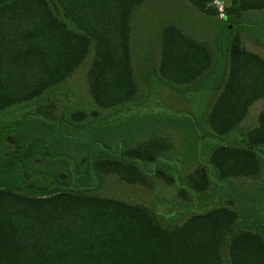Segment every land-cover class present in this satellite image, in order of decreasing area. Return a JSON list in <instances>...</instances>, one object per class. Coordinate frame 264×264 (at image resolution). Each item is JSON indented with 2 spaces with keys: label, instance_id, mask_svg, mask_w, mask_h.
I'll return each mask as SVG.
<instances>
[{
  "label": "trees",
  "instance_id": "1",
  "mask_svg": "<svg viewBox=\"0 0 264 264\" xmlns=\"http://www.w3.org/2000/svg\"><path fill=\"white\" fill-rule=\"evenodd\" d=\"M142 1L0 0V111L25 103L31 106L27 115L33 114L30 120L0 119V140L10 139L13 127L51 125L46 138H26L0 158V264H221L223 248L229 264H264V213L250 214V225L242 226L233 209L199 201L181 223L166 227L143 205L86 193L98 186L100 172H114L128 183L154 172L175 182L181 196H198L211 182L228 177L258 175L264 163V111L248 132L238 124L249 105L264 97V58L243 47L240 32L264 44V19L239 21L231 15L262 11L264 0H231L214 49L176 24L160 29L158 63L147 85L170 93L156 113L171 118L168 124L188 121L194 129L197 166L186 177L184 153L166 155L170 145L161 139L126 146V135L94 138L85 142L86 160L78 161L49 150L59 138L81 141L82 131L117 116L132 117L147 106L130 103L138 88L129 21ZM188 1L215 14L211 0ZM90 48L88 92L98 108L113 109L107 116H97V110L89 118L80 110L68 113L72 92L53 89ZM38 156L64 164L69 177L30 169L28 163Z\"/></svg>",
  "mask_w": 264,
  "mask_h": 264
},
{
  "label": "rangeland",
  "instance_id": "2",
  "mask_svg": "<svg viewBox=\"0 0 264 264\" xmlns=\"http://www.w3.org/2000/svg\"><path fill=\"white\" fill-rule=\"evenodd\" d=\"M230 1L224 0V4H226L224 12ZM231 17L239 21L264 19V10L250 11L245 14L243 12H235ZM221 18L216 10L215 14L202 12L188 0H143L133 10L129 21L130 63L138 88L136 96L130 103L133 104V108L134 104L140 102H145L147 106L141 107V111L135 113L132 117L117 116L116 120L110 124L89 128L77 134L80 140L84 142L75 141L71 138L70 140L59 138L52 143L53 146H50L49 150L69 154L78 161L81 158L86 160L89 148L86 147L87 143L85 142L94 138L109 140L113 135H126L129 137L132 134L130 138L124 137L126 146H134L152 139H161L170 145L165 152L166 155H171L175 150L178 153H184L183 160L185 159V164L183 170L186 177L197 166L195 154L197 151L194 150V140L192 139L195 133L194 129L188 121L183 124V121L178 120L175 123L176 126L168 124L173 123L171 118L156 113V108L160 107L159 103L165 105L170 93L164 89L160 90V87L153 89L156 86L149 89L147 80L150 72L156 70L159 32L165 24L173 23L178 25L186 34L205 42L214 49L217 33L223 25ZM240 39L245 49L264 58L263 43L254 41L246 32H240ZM92 54V48H90L86 57L65 78L62 84L53 87L54 90L68 88L72 92V97L68 102V107H66L68 113L80 110L85 112L88 118L91 116V110H97V116H107L108 113L110 115L113 111V109L98 108L89 95L87 69L91 63ZM196 85L195 83L179 87L187 89ZM219 87L220 84L214 89L210 96L211 100L217 94ZM47 91L49 93V91L53 90ZM192 104H190V107H192ZM150 105H152V108L148 110L151 109V111L142 113L143 109ZM30 107V105L22 103L5 108L0 111V119L9 117L11 120H30L33 117V114L27 115ZM206 111L205 108L200 116L201 124L204 127L206 125ZM261 111H264V97L255 100L249 105L243 119L238 124V129L248 132L254 128L257 125V116ZM55 112L54 114H56ZM24 115L27 117L25 118ZM50 126L32 122L28 126L9 129L8 135L10 139L3 137L0 140V158L12 149L20 148L26 138H46L50 134ZM136 132H138L137 135H134ZM58 136H62V133H59ZM187 136L189 138H186ZM70 162H72L71 158ZM262 164L260 172L255 177L236 176L228 177L224 183L220 184L211 182L205 191L198 193V196L192 194L181 196L175 182L166 181L162 176L155 175L154 172L143 176L142 181L136 183H128L119 178L114 172H100L98 186L91 188L86 193L121 200L129 204L143 205L153 219L166 227L181 223L193 211H190V207H193L199 201H211L215 202V205L227 206L239 215L240 225L243 226L244 222L247 223L246 225H250V222H247L251 221L250 214L264 213V163ZM28 165L30 169L36 172L65 173L69 177L64 164L58 161L47 162L38 156L36 159L31 160ZM159 169L166 174L170 175L171 173L170 169L164 168V166L160 165ZM20 192L30 194L25 190H20ZM248 201H250L251 206L247 205ZM221 259V264H229L225 248L221 249Z\"/></svg>",
  "mask_w": 264,
  "mask_h": 264
},
{
  "label": "built area",
  "instance_id": "3",
  "mask_svg": "<svg viewBox=\"0 0 264 264\" xmlns=\"http://www.w3.org/2000/svg\"><path fill=\"white\" fill-rule=\"evenodd\" d=\"M210 4L215 8L218 14L222 17L224 14L225 6L224 0H211Z\"/></svg>",
  "mask_w": 264,
  "mask_h": 264
}]
</instances>
